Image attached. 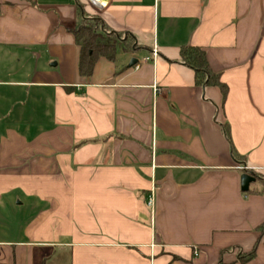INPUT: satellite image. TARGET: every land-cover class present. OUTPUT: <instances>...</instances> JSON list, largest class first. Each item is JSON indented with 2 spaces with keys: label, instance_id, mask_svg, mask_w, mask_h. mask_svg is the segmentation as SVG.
I'll return each mask as SVG.
<instances>
[{
  "label": "crops",
  "instance_id": "1",
  "mask_svg": "<svg viewBox=\"0 0 264 264\" xmlns=\"http://www.w3.org/2000/svg\"><path fill=\"white\" fill-rule=\"evenodd\" d=\"M91 1L0 0V264H264V0ZM78 2L142 49L81 76Z\"/></svg>",
  "mask_w": 264,
  "mask_h": 264
},
{
  "label": "trees",
  "instance_id": "2",
  "mask_svg": "<svg viewBox=\"0 0 264 264\" xmlns=\"http://www.w3.org/2000/svg\"><path fill=\"white\" fill-rule=\"evenodd\" d=\"M80 20L73 33L80 49L79 72L81 76L90 77L96 62L101 58L116 61L121 54L132 55L142 47L136 43L131 35L112 31L98 15L85 12V5L78 2ZM181 61L195 71V80L200 87H216L223 94H228V86L222 82L220 73L212 70L206 51L201 47L185 46L180 50ZM230 139L229 131L226 129ZM249 173V172H245ZM255 256V251L248 255H240L242 262ZM220 264H223L222 262Z\"/></svg>",
  "mask_w": 264,
  "mask_h": 264
},
{
  "label": "water",
  "instance_id": "3",
  "mask_svg": "<svg viewBox=\"0 0 264 264\" xmlns=\"http://www.w3.org/2000/svg\"><path fill=\"white\" fill-rule=\"evenodd\" d=\"M138 63V60L137 59H133L130 63V66H134ZM255 176L252 174V173H245L242 175L241 177V181H242V191L243 192H248L249 191V187H250V184L252 182L255 181Z\"/></svg>",
  "mask_w": 264,
  "mask_h": 264
},
{
  "label": "built area",
  "instance_id": "4",
  "mask_svg": "<svg viewBox=\"0 0 264 264\" xmlns=\"http://www.w3.org/2000/svg\"><path fill=\"white\" fill-rule=\"evenodd\" d=\"M92 5H103V3H100V4H98V3H94L93 1H91V0H88ZM153 56H154V58L157 56V51L155 50L154 52H153ZM153 204V199H151L150 200V202H149V205H152Z\"/></svg>",
  "mask_w": 264,
  "mask_h": 264
},
{
  "label": "rangeland",
  "instance_id": "5",
  "mask_svg": "<svg viewBox=\"0 0 264 264\" xmlns=\"http://www.w3.org/2000/svg\"><path fill=\"white\" fill-rule=\"evenodd\" d=\"M83 1H85L86 5L89 6L90 2H89L88 0H83ZM90 5H91V4H90Z\"/></svg>",
  "mask_w": 264,
  "mask_h": 264
}]
</instances>
